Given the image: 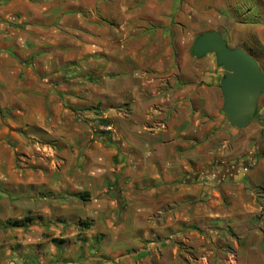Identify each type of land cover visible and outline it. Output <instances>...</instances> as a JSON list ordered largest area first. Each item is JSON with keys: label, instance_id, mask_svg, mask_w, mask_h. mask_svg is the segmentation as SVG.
Segmentation results:
<instances>
[{"label": "crops", "instance_id": "1", "mask_svg": "<svg viewBox=\"0 0 264 264\" xmlns=\"http://www.w3.org/2000/svg\"><path fill=\"white\" fill-rule=\"evenodd\" d=\"M205 2L0 0V264H264V114L221 115Z\"/></svg>", "mask_w": 264, "mask_h": 264}, {"label": "water", "instance_id": "2", "mask_svg": "<svg viewBox=\"0 0 264 264\" xmlns=\"http://www.w3.org/2000/svg\"><path fill=\"white\" fill-rule=\"evenodd\" d=\"M214 54L216 63L225 70L221 80L223 111L229 124L245 129L260 114L259 100L264 93V73L258 61L241 48H232L220 31L197 36L192 55L197 59Z\"/></svg>", "mask_w": 264, "mask_h": 264}, {"label": "rangeland", "instance_id": "3", "mask_svg": "<svg viewBox=\"0 0 264 264\" xmlns=\"http://www.w3.org/2000/svg\"><path fill=\"white\" fill-rule=\"evenodd\" d=\"M225 4L220 7L219 2ZM203 30L221 31L224 39L232 48H241L257 58L260 67L264 70V0H206L202 7ZM223 100L221 97V115L226 117L222 108ZM260 115L264 114V93L259 100ZM258 114V116H260ZM257 120L246 127L244 130L258 127L254 125ZM258 129V128H257ZM256 135L250 138L251 147L258 143H264V126L258 129ZM221 132H224L221 130ZM245 134V133H244ZM240 145L245 139L244 135L240 138ZM225 136L220 134L219 150H223L226 145ZM249 142V143H250ZM236 143H239L236 140Z\"/></svg>", "mask_w": 264, "mask_h": 264}, {"label": "trees", "instance_id": "4", "mask_svg": "<svg viewBox=\"0 0 264 264\" xmlns=\"http://www.w3.org/2000/svg\"><path fill=\"white\" fill-rule=\"evenodd\" d=\"M83 197V196H82ZM25 221H27V220H25ZM11 225L12 226H19L20 224L18 223V222H11ZM79 226L81 227V228H88L89 226H90V222H79Z\"/></svg>", "mask_w": 264, "mask_h": 264}, {"label": "built area", "instance_id": "5", "mask_svg": "<svg viewBox=\"0 0 264 264\" xmlns=\"http://www.w3.org/2000/svg\"><path fill=\"white\" fill-rule=\"evenodd\" d=\"M110 126H103V128H102V132L104 133V134H107L108 132H110Z\"/></svg>", "mask_w": 264, "mask_h": 264}, {"label": "flooded vegetation", "instance_id": "6", "mask_svg": "<svg viewBox=\"0 0 264 264\" xmlns=\"http://www.w3.org/2000/svg\"><path fill=\"white\" fill-rule=\"evenodd\" d=\"M253 56V55H252ZM254 57V56H253ZM256 60H257V58L256 57H254ZM258 61V60H257ZM262 69V68H261ZM263 73H264V70H263ZM258 116V114H256V116H255V118ZM254 118V119H255Z\"/></svg>", "mask_w": 264, "mask_h": 264}]
</instances>
